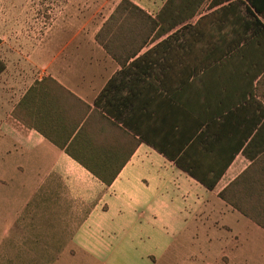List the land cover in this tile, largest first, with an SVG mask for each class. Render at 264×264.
I'll use <instances>...</instances> for the list:
<instances>
[{"label": "crops", "instance_id": "1", "mask_svg": "<svg viewBox=\"0 0 264 264\" xmlns=\"http://www.w3.org/2000/svg\"><path fill=\"white\" fill-rule=\"evenodd\" d=\"M128 1L152 19L167 2ZM121 2L0 36V264H264V99L243 72H181L198 58L181 26L144 44Z\"/></svg>", "mask_w": 264, "mask_h": 264}, {"label": "trees", "instance_id": "2", "mask_svg": "<svg viewBox=\"0 0 264 264\" xmlns=\"http://www.w3.org/2000/svg\"><path fill=\"white\" fill-rule=\"evenodd\" d=\"M226 2L227 5L223 6L220 12L212 18L211 21H213L214 25L207 30V33L205 32L207 23L203 22L200 26L190 29L188 37L182 39L185 42H194L195 47L190 49L187 46H181V50L183 52L195 50V55L197 54L198 58L196 61L190 60L189 63L183 61L179 69L181 72L190 71L193 74L207 71L223 75L230 71L241 72L237 70V67L240 66L247 77L245 78L247 85L245 86L244 96H249L250 99L246 100V102L259 104L253 97L255 95L260 98L264 96L260 94L258 85V81L264 73V60L258 61L259 58L255 55H263L264 57V0H226ZM239 4L244 6L243 14H240L241 8ZM119 11L122 14L126 13L122 17L120 16L124 22H135V18L136 24H142L143 20L140 17H143L144 25L149 26L151 29L148 35L144 36L145 44L149 38L148 36L158 26H162V28L157 33L163 34L191 19L194 16L195 9L192 7L190 0H167L156 19H152L128 0H122L116 9V13H119ZM246 16L250 19L246 20ZM114 19H116L115 16L111 18V20ZM248 33L254 35L257 40L250 41L247 38ZM182 35H185V33L183 32ZM204 37H206L205 40L203 39ZM185 56L187 57L186 54ZM205 57L206 61H204ZM2 70L3 65L0 63V72ZM222 80H219V83ZM256 80L257 85L254 87L253 82ZM260 111L263 118L264 108L261 107ZM175 164L210 190L214 188L219 178L214 177L210 180L206 177L195 175L180 160H176ZM220 197L227 202L224 193H220Z\"/></svg>", "mask_w": 264, "mask_h": 264}, {"label": "rangeland", "instance_id": "3", "mask_svg": "<svg viewBox=\"0 0 264 264\" xmlns=\"http://www.w3.org/2000/svg\"><path fill=\"white\" fill-rule=\"evenodd\" d=\"M66 0H0V21H4V26L0 27V36H6L11 33L12 38L16 37L19 34L17 30L18 25L31 24L32 20L39 18V14L43 15L41 20H47L49 15V10L53 9L55 5L59 3L63 4ZM192 7L195 9L194 16L186 21L174 35L173 39H183L188 37V32L190 29H193L195 26H200L203 22L207 23L205 32L210 29L213 24L212 18L214 15L218 14L223 6L227 5L226 0H190ZM233 1H244V0H233ZM138 2L144 5V0H138ZM59 7V6H58ZM240 14L244 13V6H241ZM95 11V10H94ZM246 20H249V17H245ZM186 25V26H185ZM164 29V28H163ZM167 32V31H166ZM185 35H182V33ZM181 36V37H180ZM206 37L203 39L205 40ZM247 38L250 41L257 40L254 35L250 33L247 34ZM193 39V38H192ZM195 39V38H194ZM197 41V40H195ZM202 41V40H199ZM253 56V55H252ZM260 60H264L263 55H255ZM251 57V56H250ZM245 65V64H242ZM245 69V68H244ZM238 71L243 72V69L239 66L237 67ZM244 73V72H243ZM259 92L261 95H264V73L261 75V79L258 81ZM264 99V96H262ZM42 242V241H41ZM49 243L56 241H48ZM247 248V243L243 246L245 250ZM252 251V250H251ZM61 257L54 255H25L13 258V261H10L11 264H50L60 260ZM264 259V257H263ZM160 264H180L177 260H166Z\"/></svg>", "mask_w": 264, "mask_h": 264}]
</instances>
